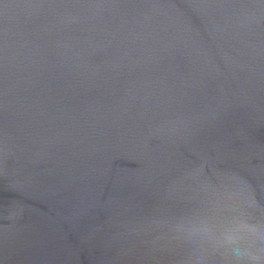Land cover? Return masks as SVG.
<instances>
[{
	"label": "water",
	"instance_id": "obj_1",
	"mask_svg": "<svg viewBox=\"0 0 264 264\" xmlns=\"http://www.w3.org/2000/svg\"><path fill=\"white\" fill-rule=\"evenodd\" d=\"M236 223L264 227V0H0V264H225Z\"/></svg>",
	"mask_w": 264,
	"mask_h": 264
},
{
	"label": "clouds",
	"instance_id": "obj_2",
	"mask_svg": "<svg viewBox=\"0 0 264 264\" xmlns=\"http://www.w3.org/2000/svg\"><path fill=\"white\" fill-rule=\"evenodd\" d=\"M214 248L225 264H264V227L236 223L220 233Z\"/></svg>",
	"mask_w": 264,
	"mask_h": 264
}]
</instances>
